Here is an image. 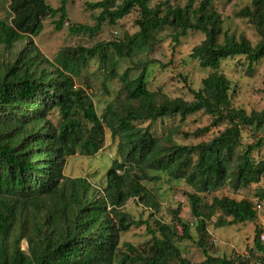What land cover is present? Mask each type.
<instances>
[{
  "label": "trees",
  "instance_id": "obj_1",
  "mask_svg": "<svg viewBox=\"0 0 264 264\" xmlns=\"http://www.w3.org/2000/svg\"><path fill=\"white\" fill-rule=\"evenodd\" d=\"M69 1L60 0L59 7L53 8L46 0H8V17L0 18V45L12 50L24 38L38 37L47 18H56L53 24L61 30ZM151 2L87 3L90 10H99L94 25H72L71 34L95 36L105 22L116 25L135 9L138 31L121 42L62 50L54 59V73L41 69L37 55L20 54L18 65H0V264H191L174 245L175 240L192 239L188 224L179 217L180 207L172 217L182 235L175 227L158 222L155 230L147 226L151 235L147 250L128 244L122 245L123 252L119 248L120 234L144 224L132 220L123 206L138 198L153 210L154 202L144 184L157 183L162 176L191 188L187 198L199 236L207 235L206 223L216 213L229 218L227 224L256 221L257 209L251 201L211 193L226 184L234 190L249 188L264 176V162L252 158L264 147V110L248 113L234 107L230 81L218 71L222 61L244 57L251 72L264 58V0H249L237 13L254 27L259 37L255 45L243 35L222 32L213 0H186L182 7L169 0L150 7ZM163 29L170 30L175 46L188 32L204 35L189 58L212 72L202 79L200 89L189 90L190 101L159 100L160 95L149 91L146 74L151 62H134L117 74L115 57L106 56L110 47L117 58L130 57L153 46L156 34ZM94 57L108 65V78L120 82L127 108L112 103L99 117L85 92L74 88L73 78L86 60ZM52 111L58 116L56 126L47 119ZM196 113L209 115L212 126L225 124L224 129L208 142L190 146L172 143L164 131L154 134L158 122L176 116L183 120ZM145 122V128L136 126ZM102 123L117 143V158L105 176L101 195L85 179L65 177L62 168L69 157L94 156L100 151ZM245 129L253 133V143L243 144ZM207 131L206 127L197 132ZM254 197L264 201V186ZM260 231L255 230L254 246L264 252ZM22 241L26 250L21 249ZM196 244L205 257L196 264H247L212 257L202 244Z\"/></svg>",
  "mask_w": 264,
  "mask_h": 264
},
{
  "label": "rangeland",
  "instance_id": "obj_2",
  "mask_svg": "<svg viewBox=\"0 0 264 264\" xmlns=\"http://www.w3.org/2000/svg\"><path fill=\"white\" fill-rule=\"evenodd\" d=\"M99 0H71L66 4L67 19L61 30H56L53 21L47 18L43 30L38 37H26L16 43L12 50L5 49L0 45V65H18L20 54L38 56L39 64L43 71L54 73V59L57 54L66 49L76 47L90 48L97 43L121 42L126 36H131L138 31L134 21L138 17V11L133 10L116 25L105 22L99 33L95 36L88 34H71L69 28L72 25H94V17L99 10H90L86 4ZM164 0H152L150 7ZM175 6H184L186 0H169ZM53 8L60 5V0H46ZM8 0H2L0 6V18L8 17ZM249 5V0H213L212 7L220 15L222 32L235 33L236 36H245L252 45L259 41V37L252 24L243 18L237 17L239 10ZM197 4H194L196 7ZM170 30L163 29L156 34V42L153 46L141 51L131 53L130 57L117 58L110 47L106 48V56L115 57L117 66L116 73L132 66L137 61H147L151 64L147 68V88L155 92L163 99L192 100L189 90L201 88V81L212 71L203 69L198 63L189 58L192 49L198 46L204 35L200 32H188L181 37L178 45L171 41ZM222 36L219 37V42ZM107 64L101 63L98 57L88 58L79 75L73 78L74 88L85 92L92 102L96 114L100 117L107 106L114 103L118 107H128V100L121 89L117 78L107 77ZM230 81L231 103L236 108H242L246 112L264 110V58L253 65L251 72L247 70L244 57H236L224 60L218 68ZM137 75V73H133ZM54 126L58 123V116L51 112L47 116ZM212 118L204 113L189 115L185 119L176 116L171 120L158 122L155 125L154 134L159 136L162 131L171 136L172 143L181 146L196 145L208 142L224 129L225 124L212 126ZM148 122L136 123V126L145 128ZM104 128L103 143L100 151L94 156L77 154L67 158L62 168V173L70 179L82 178L90 184L93 190L101 193L105 184V176L113 159L117 158V143L111 139L110 132ZM208 128L207 132L197 131ZM259 137V136H258ZM253 133L245 129L242 132L244 145L253 143ZM254 162H264V147L252 154ZM145 188L151 194L154 202L153 210L144 206L138 198L129 199L122 210L134 221H141L139 227H131L128 231L119 235V248L123 252V244H128L136 250L144 251L151 243V235L147 232V226L155 230V223L160 222L176 228L178 235L181 227L173 222L172 212L180 207L179 217L188 224L191 240H175L174 245L181 253V258L191 264L201 263L205 260L203 251L196 243L202 244L212 257H225L227 259L248 263V257H254L258 250L254 246L255 230L264 229V201L258 202L254 197L257 189L264 186V176L258 184L249 188L234 190L232 186L224 185L211 193L212 196L228 197L234 200L247 199L254 203L257 209V219L254 223L227 224L231 220L216 213L206 223V236H199L196 229V220L190 212V204L187 193L191 188L183 182H173L162 176L157 183H145ZM102 195V193H101ZM207 199V197H205ZM208 201V200H207ZM152 201L150 202V204ZM151 206V205H149ZM21 249L26 250L25 241L21 242Z\"/></svg>",
  "mask_w": 264,
  "mask_h": 264
},
{
  "label": "built area",
  "instance_id": "obj_3",
  "mask_svg": "<svg viewBox=\"0 0 264 264\" xmlns=\"http://www.w3.org/2000/svg\"><path fill=\"white\" fill-rule=\"evenodd\" d=\"M259 243L264 250V229H261L259 236ZM247 264H264V252L258 251V254L254 257H248V263Z\"/></svg>",
  "mask_w": 264,
  "mask_h": 264
}]
</instances>
